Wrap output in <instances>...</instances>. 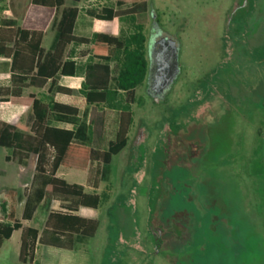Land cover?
Wrapping results in <instances>:
<instances>
[{"label":"rangeland","instance_id":"obj_1","mask_svg":"<svg viewBox=\"0 0 264 264\" xmlns=\"http://www.w3.org/2000/svg\"><path fill=\"white\" fill-rule=\"evenodd\" d=\"M67 1L69 5L82 7L83 12L114 7V3L103 0H82L81 4ZM148 4L162 27L179 37V62L184 79L158 103L146 94L145 84L136 89L128 145L103 169L97 193L105 198L98 210L99 229L95 237H79L73 251L38 246L35 261L37 264H264V103L261 100L264 62L241 65L233 62L226 68L216 67L220 53L224 52L222 27L232 0H148ZM28 6L29 0H0V23L13 20L22 25ZM83 21L85 17L80 15V24ZM149 26L150 16L143 29L146 37ZM79 28L77 35L91 36V26L85 32ZM134 32L135 26L127 17L115 20L116 37L126 38ZM256 32L259 39L263 28ZM56 42L57 33L50 23L42 46L45 51H51ZM87 53V47H78L76 51L80 75H85V65L91 63ZM0 69L6 70L3 58ZM211 69L228 73L235 101L248 95L250 102L246 106L242 102L233 104L229 95L222 92L219 97L206 86L205 95L192 103L200 108L196 117L204 113L200 118L205 119L200 123L190 121L187 111L178 116L188 130L184 139L199 143L203 152L190 166H176L172 161L168 168L162 163L161 151L156 150L157 138L165 132L172 113L178 111L179 102L188 98L185 86L194 84L203 75L214 82ZM82 81L77 74L65 83L77 82L75 86L79 87ZM77 102L84 106L80 96ZM82 110L75 140H80L81 135L82 142L88 143L89 130L81 122L89 119L94 138L101 116L107 122L112 113L102 105ZM139 147L146 151L142 167L134 159ZM153 152L156 161L152 164ZM35 164L34 155L17 163L11 150L0 148V203L7 193H12L17 215L22 212L21 200L27 194L26 185L33 180ZM64 176L87 185L86 173ZM160 194L163 199L157 198ZM58 202L49 201L39 207L31 220L22 218L23 226L41 231L48 211L59 209ZM158 214L181 223L187 231L183 243H170L172 253L163 251L154 256L153 245L159 229L154 218ZM20 241L19 230L3 243L0 264H20Z\"/></svg>","mask_w":264,"mask_h":264},{"label":"trees","instance_id":"obj_2","mask_svg":"<svg viewBox=\"0 0 264 264\" xmlns=\"http://www.w3.org/2000/svg\"><path fill=\"white\" fill-rule=\"evenodd\" d=\"M106 1L114 3V7L103 6L88 11L94 18L91 37L75 35L79 9L68 7L66 0H29L21 27L15 26L12 20L0 23V58L10 62L11 72L10 86L0 87V148L11 150L17 163L30 155L36 157L31 189L25 190L23 218L31 220L44 201L61 203L60 209L49 212L42 231H39L23 226L17 219L12 193H7L1 201L0 249L14 232L20 230V264H37L38 246L73 251L79 237H95L99 229L98 210L105 198L96 193L103 169L129 141L133 124L131 106L137 102L136 89L145 83L148 74L147 38L143 29L152 5L148 0ZM124 17L134 24L135 32L119 38L113 34L114 21ZM52 20L57 42L52 51L45 52L42 42ZM70 46L87 47L91 61L85 66L84 81L78 90L58 86L57 81L58 77L77 75V62L65 58ZM69 54L75 55L74 52ZM49 81L51 91L83 96L86 104L105 106L112 113L108 126L101 116L99 128L94 129L93 148L75 141L81 112L76 101L46 102L34 94L23 95L24 89L41 88ZM111 83L116 85L114 90L110 88ZM29 109L32 111L31 123L25 128L20 120ZM53 121L65 127H53ZM61 171L86 173V184L93 193L59 177ZM90 212L94 213L91 217Z\"/></svg>","mask_w":264,"mask_h":264},{"label":"flooded vegetation","instance_id":"obj_3","mask_svg":"<svg viewBox=\"0 0 264 264\" xmlns=\"http://www.w3.org/2000/svg\"><path fill=\"white\" fill-rule=\"evenodd\" d=\"M254 20L253 22L251 20ZM252 22V23H251ZM222 29V48L224 52L220 53L219 62L216 67L225 68L236 62L238 64H248L255 63L261 64L264 62V3L263 0H232V4L228 11L225 13L224 22ZM252 24V25H251ZM251 27V28H250ZM254 27V28H253ZM263 28V35L257 39L256 30ZM254 29V30H253ZM253 30V31H252ZM260 34V33H259ZM146 48L148 69L151 65L152 58L151 55L154 50L159 51V56L155 61L156 65V75L152 78L151 83H148V74L145 81V92L146 94L156 103L163 101L166 96L172 92L177 85H179L184 76L180 69V54H181V44L177 34L171 33L166 28L162 27L157 19V14L153 9L150 10V26L148 36L146 37ZM172 51L177 54L178 57V70L175 74L173 71V59L171 58ZM223 70V69H222ZM149 71V70H148ZM202 71L205 73V67L202 65ZM215 69H211V75L215 76L214 82H211L204 75L202 78L196 80L194 84H190L186 89V97L181 102H179V109L177 112H173L171 115V120L166 123V130L157 138V152L161 151L164 163L168 168L171 167V162L173 161L176 166H190L198 158H200L203 147L197 142L185 140L183 135H185L187 128L185 123L181 122L178 118L179 114L187 111L189 113L188 118L190 121L195 120L200 123L201 120L205 118H200L204 113H201L196 117L199 106L193 105L194 100L201 99L205 95V87L208 86L212 89L213 93L221 97L222 92L229 95L228 99L233 104L239 105L241 103L243 106L248 105L249 98L245 96L240 98V101H235L233 84L230 85L231 78L228 73L224 72H214ZM170 83L168 90L163 91L165 81L167 79ZM264 97V96H263ZM222 99V98H221ZM264 103V98L261 99ZM223 101H225L223 99ZM226 102V101H225ZM197 118V119H196ZM184 132V133H183ZM244 149V148H241ZM136 162L139 167H142L145 162V148L139 147L136 152H134ZM152 164L156 161V153H151ZM140 163V164H139ZM159 188V187H157ZM168 194V190L164 192ZM149 200L151 196L149 195ZM158 199H163L160 194L157 196ZM159 216V217H158ZM157 229L155 241H154V256L160 254L163 251L171 252L170 243L176 242V244L183 243L185 241V233L187 228L181 223L175 220H169L158 214ZM151 230V228H150ZM177 231V232H175ZM164 253V252H163Z\"/></svg>","mask_w":264,"mask_h":264},{"label":"crops","instance_id":"obj_4","mask_svg":"<svg viewBox=\"0 0 264 264\" xmlns=\"http://www.w3.org/2000/svg\"><path fill=\"white\" fill-rule=\"evenodd\" d=\"M66 5L68 6V7H77L78 9H79V15H78V17H77V21H76V24H75V29H74V33H75V35H77V28L78 27H80L79 29H80V31L81 32H85L86 30H87V28L89 27V26H91V28H92V25H93V23H94V18L92 17V16H90L89 15V13H88V11H85V12H83V11H81L82 9H80L79 8V6L78 5H69L68 4V1L66 0ZM80 15H83L84 17H85V21H83L81 24H80V22H79V17H80ZM116 20V19H115ZM12 22L14 23V25L15 26H17V27H21L22 25H20V26H18V24H16V22H14L13 20H12ZM23 22H24V19L22 20V24H23ZM115 22V21H114ZM50 23H53V20L51 21V22H49V24ZM46 34V33H45ZM91 34H92V29H91ZM77 36H80V35H77ZM81 37H83V36H81ZM91 37V36H90ZM42 44H43V42H42ZM43 47V46H42ZM78 47H84V46H70L69 48H68V50H67V53H66V56H65V58L66 59H68V58H72L73 60H75L76 62H77V64H78V68H77V74H78V76H79V79H81V80H83L84 81V76L85 75H80V73H79V60H78V57H77V54H76V51H78ZM44 49V48H43ZM45 50V49H44ZM53 50V49H52ZM51 50V51H52ZM45 52H50V51H45ZM71 52H74V57H71V55L69 54V53H71ZM4 59V58H3ZM5 61H6V70H2V69H0V87H9L10 86V81H11V72H10V62L8 61V60H6V59H4ZM86 66V65H85ZM81 76V77H80ZM68 78H73V77H58L57 78V81H58V86H61V87H65V88H68V89H71V90H78V89H80V86H81V84H82V82L80 83V84H78L79 85V87H77V86H75V85H77L76 83H70V84H67V83H65V81H67V79ZM113 85V86H112ZM110 88L111 89H115L116 88V85L114 84V83H111V85H110ZM30 94H34V95H36V97L38 98V99H41V100H44V101H46V102H49V101H52V100H54V101H61V102H64V103H73V102H77V99L79 98V96L77 95H70V96H67V95H63V94H60V93H57L55 90H50V81L45 85V86H43V87H41V88H35V87H29V88H26V89H24L23 90V95L24 96H28V95H30ZM80 98H81V103L84 105V106H81V105H79V107H80V110H82V108L84 107L85 109H87L88 107H90V109H92V107H95V106H97V105H88V104H86L85 102H84V99H83V96H80ZM78 103V102H77ZM83 111L84 110H82V112H80V115H82L81 113H83ZM90 111V110H89ZM31 114H32V111H31V109H29L23 116H22V118H21V120H20V124H21V126L22 127H25V128H29V126H30V123H31ZM89 119L87 118V120L86 121H84V122H81V124L83 125V126H85V127H88V130H89V140H88V143H84V142H82V138L83 137H81V135H79V138H80V140H75L76 142H78V143H82V144H85L86 146H88V147H90V148H93V141H94V138H93V135H91V133L93 134V131H91V129H90V123H89V121H88ZM108 124H109V121H107V123H106V126H108ZM51 126H53V127H58V128H64L65 127V125L64 124H61V123H58V122H51ZM129 134H130V132H129ZM129 142V141H128ZM128 145V144H127ZM127 147V146H126ZM31 156V155H30ZM30 156H29V158H30ZM28 158V159H29ZM28 161V160H27ZM35 166H36V164H35ZM34 173H35V171H34ZM69 174V173H75V174H77V173H79V172H74V171H61V172H59L58 173V176L59 177H61V178H63V179H65L66 181H68L69 183H72V184H79V185H82L83 187H84V189H85V192H87V193H93V190L90 188V187H88V188H90V189H87V185L85 186V184H83V183H77V181H70V180H68L67 179V177L66 176H64V174ZM80 174H83V173H80ZM34 176V175H33ZM31 185H32V182L29 184V185H26V187H28V189H31ZM101 185V184H100ZM99 188H100V186H99ZM33 190V189H32ZM32 190H30V191H32ZM99 190V189H98ZM97 190V191H98ZM97 191H96V193H97ZM98 194V193H97ZM53 202V200H47V201H44V202H42L41 203V205L39 206V207H41V206H43L44 204H48V202ZM21 202H23L24 203V205L22 206V208H20V210H22V212H21V214L20 215H17L16 214V216H17V219H19L20 221H21V223L23 224V220H22V218H23V213H24V209H25V198H22V200H21ZM58 205H59V209H60V207H61V203L60 202H58ZM58 210V209H57ZM16 211H18V209L16 210ZM52 211V210H51ZM37 212V211H36ZM35 212V213H36ZM49 212L50 211H48V213H47V217H48V214H49ZM35 215V214H34ZM34 217V216H33ZM47 217H46V219H47ZM24 219V218H23ZM25 220V219H24ZM42 231V230H41ZM15 233V232H14Z\"/></svg>","mask_w":264,"mask_h":264},{"label":"water","instance_id":"obj_5","mask_svg":"<svg viewBox=\"0 0 264 264\" xmlns=\"http://www.w3.org/2000/svg\"><path fill=\"white\" fill-rule=\"evenodd\" d=\"M159 51L157 50H154L152 55H151V58H152V62H151V65L149 66V71H148V83H151V80L152 78L156 75V65H155V61L157 62V58L159 56ZM171 58L173 59V71H174V74L176 72V70H178V57H177V54L175 53V51L171 53ZM170 80V83H171V79H167L165 81V84H164V88H163V91L166 92L168 90V87L170 85V83L168 82Z\"/></svg>","mask_w":264,"mask_h":264},{"label":"built area","instance_id":"obj_6","mask_svg":"<svg viewBox=\"0 0 264 264\" xmlns=\"http://www.w3.org/2000/svg\"><path fill=\"white\" fill-rule=\"evenodd\" d=\"M104 2H107L106 0H103ZM80 9H82V7L79 6Z\"/></svg>","mask_w":264,"mask_h":264}]
</instances>
